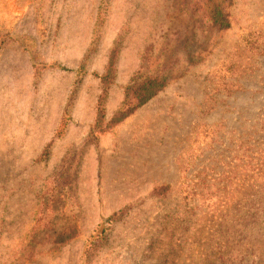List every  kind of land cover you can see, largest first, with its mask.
Masks as SVG:
<instances>
[{"label": "rangeland", "instance_id": "1", "mask_svg": "<svg viewBox=\"0 0 264 264\" xmlns=\"http://www.w3.org/2000/svg\"><path fill=\"white\" fill-rule=\"evenodd\" d=\"M224 6L0 0V264H264V0Z\"/></svg>", "mask_w": 264, "mask_h": 264}, {"label": "trees", "instance_id": "2", "mask_svg": "<svg viewBox=\"0 0 264 264\" xmlns=\"http://www.w3.org/2000/svg\"><path fill=\"white\" fill-rule=\"evenodd\" d=\"M231 0H207V15L211 25L218 30H225L229 28L228 14L225 11L224 4ZM114 50L112 51L107 67L102 75H95L105 89L110 86L115 76ZM166 86V82L161 76L155 75L146 78L141 83L131 84L125 90V102L122 109L115 113L110 120V126H115L124 119L132 115L138 108L146 104L149 100L155 97ZM104 110L102 104H98L96 109V125L100 127L103 125ZM116 214L111 215L106 219V223L112 222L116 219ZM69 238V237H68ZM62 241V239H61ZM60 241V242H61Z\"/></svg>", "mask_w": 264, "mask_h": 264}]
</instances>
